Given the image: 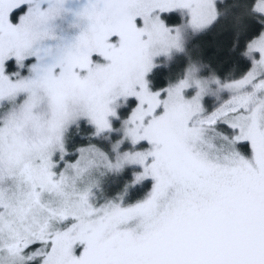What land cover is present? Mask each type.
<instances>
[{
	"label": "snow or ice",
	"instance_id": "6c2138e0",
	"mask_svg": "<svg viewBox=\"0 0 264 264\" xmlns=\"http://www.w3.org/2000/svg\"><path fill=\"white\" fill-rule=\"evenodd\" d=\"M64 3L0 0V264H264V0H87L55 54Z\"/></svg>",
	"mask_w": 264,
	"mask_h": 264
},
{
	"label": "rangeland",
	"instance_id": "374dc122",
	"mask_svg": "<svg viewBox=\"0 0 264 264\" xmlns=\"http://www.w3.org/2000/svg\"><path fill=\"white\" fill-rule=\"evenodd\" d=\"M87 0H65L64 8L67 11L50 22L53 37L41 42V47L50 48L55 54H59L68 45L74 42L79 35L80 27L74 26L76 21L75 13L80 11ZM51 62L52 57H45Z\"/></svg>",
	"mask_w": 264,
	"mask_h": 264
}]
</instances>
